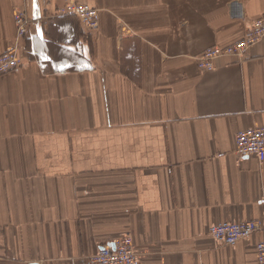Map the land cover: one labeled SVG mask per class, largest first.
Instances as JSON below:
<instances>
[{
  "label": "crops",
  "instance_id": "obj_1",
  "mask_svg": "<svg viewBox=\"0 0 264 264\" xmlns=\"http://www.w3.org/2000/svg\"><path fill=\"white\" fill-rule=\"evenodd\" d=\"M78 1L96 30L64 0H0V54L20 60L0 75V264H88L127 233L144 264H256L264 161L235 135L264 126V36L211 71L195 58L264 0ZM252 220L233 247L208 234Z\"/></svg>",
  "mask_w": 264,
  "mask_h": 264
},
{
  "label": "built area",
  "instance_id": "obj_2",
  "mask_svg": "<svg viewBox=\"0 0 264 264\" xmlns=\"http://www.w3.org/2000/svg\"><path fill=\"white\" fill-rule=\"evenodd\" d=\"M58 13L77 17L88 31L99 27L98 10L85 2L64 0ZM14 23L18 36H23L27 29L24 11L14 12ZM264 36V15L251 21L245 28L242 37L228 46H211L203 50L195 59L200 70L214 69V60L220 56H243L247 48L256 44ZM17 47H10L0 54V75L8 73L19 66ZM235 154L239 158L255 156L259 162L264 161V126L249 127L235 135ZM263 223L252 221H221L208 228L209 236L218 245L233 247L238 241L249 238L254 232L262 229ZM257 262L264 264V239L256 244ZM88 264H144L135 248L132 236L127 233L114 242L113 246H104L88 258Z\"/></svg>",
  "mask_w": 264,
  "mask_h": 264
},
{
  "label": "snow or ice",
  "instance_id": "obj_3",
  "mask_svg": "<svg viewBox=\"0 0 264 264\" xmlns=\"http://www.w3.org/2000/svg\"><path fill=\"white\" fill-rule=\"evenodd\" d=\"M45 59H47V57H45Z\"/></svg>",
  "mask_w": 264,
  "mask_h": 264
},
{
  "label": "rangeland",
  "instance_id": "obj_4",
  "mask_svg": "<svg viewBox=\"0 0 264 264\" xmlns=\"http://www.w3.org/2000/svg\"><path fill=\"white\" fill-rule=\"evenodd\" d=\"M57 12H58V10H57ZM15 24V23H14Z\"/></svg>",
  "mask_w": 264,
  "mask_h": 264
}]
</instances>
